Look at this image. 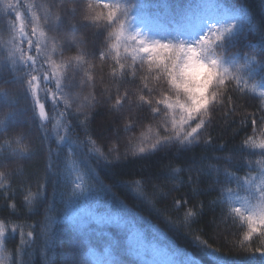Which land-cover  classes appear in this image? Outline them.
Masks as SVG:
<instances>
[{"label":"trees","instance_id":"obj_1","mask_svg":"<svg viewBox=\"0 0 264 264\" xmlns=\"http://www.w3.org/2000/svg\"><path fill=\"white\" fill-rule=\"evenodd\" d=\"M91 2L97 14H104L102 0ZM135 4L159 23L200 13L228 15L235 47L221 52L240 61L247 82L217 89L224 106L204 117V140L209 143L174 146L145 158L125 157L124 151L135 142L128 144L130 134L121 126L119 141L107 133L102 137L98 125L111 120L106 109L119 110L118 96L140 91L141 77L148 76L149 86H155V70H149L147 63L120 67L111 57L112 30L82 29L78 35L93 43L68 48L62 58L87 53L85 77L91 103L99 101L88 110L89 120L85 121V109H66L64 99L53 108L51 95L46 96L41 86L38 95L45 105L44 116L37 109L35 121L26 122L29 131L0 136V156L8 140L14 141L9 153L16 155L20 141L31 151L17 156V165L0 167V264H72L73 260L78 264H210L205 245L216 250L224 264H264V256L252 254L264 246V236L256 232L246 239L247 223L232 211L240 207L246 215L245 202L257 211L264 208V202L250 196L264 187V176L257 174L264 171V160L239 153L242 140L254 130L257 147L247 151L258 153L264 141L260 134L264 75L257 66L264 49V0H136ZM6 91L15 89L0 84V99ZM129 107L125 105L123 111ZM160 122L146 121L136 128L135 136ZM6 126L0 113V131ZM70 127L75 131L70 132ZM111 152L119 154L118 161Z\"/></svg>","mask_w":264,"mask_h":264},{"label":"snow or ice","instance_id":"obj_2","mask_svg":"<svg viewBox=\"0 0 264 264\" xmlns=\"http://www.w3.org/2000/svg\"><path fill=\"white\" fill-rule=\"evenodd\" d=\"M104 7L108 9L106 15L97 14L91 0H48L47 3L32 0L28 5H25L23 0H17L16 3L5 5L8 11L0 17V24L9 39L3 41V48L0 49V54L7 52L0 66V84L11 85L15 91H6L0 99V113L7 121V126L0 131V136L29 131L26 122L35 121L37 109L39 115L44 116L45 105L40 102L41 97L38 95L41 86L44 87L46 96L51 95L55 108L70 94L73 87L88 85L89 81L80 78L78 73V69H83L87 62L64 60L62 57L67 48L79 44H85L87 47V43H93L90 38L82 39L78 35L82 29L102 27L104 31L118 29L115 38H123L125 45L129 41L133 42L132 51L135 56L140 57L141 64L147 58L148 69L155 70L157 83L150 87L149 77L144 76L140 78L138 93L130 95L126 91L122 97L118 96L115 104L119 105V110L106 109L111 120L101 121L98 125L101 136L107 133L108 138L119 141L122 126L123 130L130 134V145L138 139L135 136L136 128L143 126L146 121L159 119L161 124L155 137L146 144L140 141L143 145L138 149L142 154L141 158H145V154L166 152L177 145L187 147L200 143L207 131L204 116L217 111L218 106H224V99L219 98L217 89L227 87L233 81L242 85V78L225 67L224 58L220 55L222 49L227 53L235 47V38L230 35L232 28L225 27L220 31L215 24L208 25L206 20L196 23L189 21L181 28L182 35L176 40H150L140 33L125 35L128 8L118 0H109ZM21 9L24 11L21 12ZM53 9L58 11L53 13ZM205 26L207 34L204 33ZM99 35L102 36L103 32ZM58 50L61 57L59 63L52 58ZM257 66L264 75V49L259 53ZM201 69L204 70L202 76L198 71ZM193 70L197 71L194 73ZM13 73L19 74L18 77L13 76ZM132 75L135 77V69ZM111 99L109 96L108 101ZM98 104L99 101H96L82 106L85 109V121L89 120L88 110ZM125 105L130 106L128 112L123 111ZM64 107L70 109L71 104H65ZM133 107L138 109L134 114ZM251 123L256 125V120L252 119ZM260 124L264 128V116L260 117ZM69 131L73 132L75 128L70 127ZM260 134L264 136V130ZM254 135L255 130L252 135L245 136L239 145V153L242 157L259 155L264 160V141L259 143L258 153L247 151L257 147ZM203 142L209 143L208 140ZM13 143L11 140L5 142L4 154L0 156V167L9 168L20 162L15 154L8 152ZM124 156H127V152ZM248 163L254 161L249 160ZM257 174L264 176V171ZM37 192L39 193V189ZM250 196L264 202V187L259 191H251ZM244 207L246 215L241 212L240 207L232 211L243 216L247 223L249 231L246 239H250L256 232L264 236V208L257 211L249 207L247 202ZM203 251L210 264H224L216 250L205 245ZM257 252L264 256V246L257 248L252 254ZM72 264L78 262L73 260ZM117 264H123V261Z\"/></svg>","mask_w":264,"mask_h":264},{"label":"rangeland","instance_id":"obj_3","mask_svg":"<svg viewBox=\"0 0 264 264\" xmlns=\"http://www.w3.org/2000/svg\"><path fill=\"white\" fill-rule=\"evenodd\" d=\"M17 2V0H15ZM32 2V0H23V3L25 5H28ZM39 2L44 3L43 0H39ZM101 2V1H100ZM109 0H102L101 6L103 8L100 9V11L104 12L106 15L108 9L104 7L106 3H108ZM119 3H121L123 6H126L128 8V14H127V31L125 32V35L132 34L135 35L136 33H140L143 37H147L150 40H161V41H169V40H176L182 35L181 28L186 25L189 21L196 23V22H202V21H207L208 25L215 24L216 28L219 29L220 31H223L225 27H231L233 30V25L232 23L226 19L229 17L225 13V15H217L215 16L214 14L210 13H200L197 14L196 16H187L185 19L180 20L179 22L175 21H167V22H157L153 20L148 13L145 11L144 8L136 6V0H118ZM10 0H0V17H3L5 15V5L9 4ZM24 9H21V12H23ZM190 15H192L191 12H189ZM3 25L0 24V49L3 48V41L9 39V36L2 31ZM112 30V38H110V41L113 40V45H112V56L113 61L117 63L120 67L121 65H125L127 63H137L140 64L141 60L139 56H135L134 52L132 51L134 44L132 41H129L127 45L123 43V38L120 40H117L115 38V33L118 31V29L113 28ZM233 32V31H232ZM231 32V33H232ZM204 33L207 34V26H205ZM68 49V48H67ZM66 49V50H67ZM65 50V51H66ZM4 53V52H3ZM220 55L224 58L225 61V67L229 68L231 73L236 74L242 78V85H237L235 81L234 83L237 86H243L247 82L245 78V69L238 61L236 58H228L224 55L223 52L220 51ZM86 55H82V51L79 53L75 54L74 56L70 57L67 56L63 58L64 60L68 59H73V60H79L81 63L86 61L85 58ZM52 58L57 61V63L60 62V55H59V50L52 55ZM109 58L108 56H105V59ZM4 61V54H0V66H2ZM118 61V62H117ZM87 62V61H86ZM143 63L148 64L147 58L144 59ZM88 70V63L84 66L83 69H78L79 77L83 78L85 77V72ZM194 73L197 70H193ZM200 73V76L203 75L204 70H198ZM87 79V77H85ZM227 83V82H226ZM91 90L88 85H82L78 87H73L71 89V92L69 95H66L63 99L67 104H71V107H75L76 109H84L82 106L87 103L92 102V96H91ZM85 97H87V100H85ZM206 116V115H205ZM204 116V117H205ZM161 124H156L154 127H150L146 129L138 139L135 140V142L131 145V147L127 150L124 151L127 152V157H136L140 156L142 154L139 153L138 149L140 146H143L140 141H144L146 144L148 141L152 140L156 132L158 130V126ZM203 131V130H202ZM205 139V134L204 137L202 138L201 141ZM199 144V143H198ZM197 144L190 145L185 147L184 145H177L182 148H189L193 147ZM23 146V147H22ZM16 156L19 157H25L30 154V149L26 147L25 145L22 144V142H17L16 144ZM114 159V161H118V155L115 152H111L110 154ZM147 155V154H145ZM124 156V155H123ZM131 156V157H130Z\"/></svg>","mask_w":264,"mask_h":264}]
</instances>
